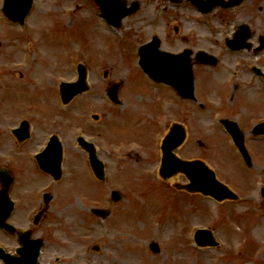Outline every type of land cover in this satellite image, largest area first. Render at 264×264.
Segmentation results:
<instances>
[{
  "label": "rangeland",
  "instance_id": "1",
  "mask_svg": "<svg viewBox=\"0 0 264 264\" xmlns=\"http://www.w3.org/2000/svg\"><path fill=\"white\" fill-rule=\"evenodd\" d=\"M124 1L141 5L135 14L122 20L120 38L110 35L100 16L89 12L86 2L81 0H35L27 18V31L0 28V71L4 68L0 72V165L12 142L9 128L15 125L13 117L23 113L16 109L19 108L17 103H24L18 91L26 87L25 92L36 98H29L30 104H26L36 109L30 114L34 122L44 121L58 134L59 130H65V135L85 124L90 127L86 128L88 135L98 136L101 150L98 153L106 165V182L98 192L89 183V173L87 175L85 168H81V153L68 147L72 138L63 139L68 152L64 166L72 178L52 192L62 194L55 196L50 214L54 220L66 221L73 237L93 240L86 244L98 241L110 255L127 252L128 258L121 262L123 264H264V200L259 194L261 184L264 187V137L256 142L250 133V123L264 122V90L258 92L253 86L237 96L235 93L234 106H230L240 129L246 132L245 141L253 163L250 169L243 167L229 140L226 141L213 126L212 112H198L192 116V123L198 120L199 126L191 128L188 124L187 140L175 151L183 159H202L214 169L217 179L238 195L237 201L226 200L218 205L199 194L178 192L174 185L187 182L182 174L174 175L173 181V177L164 180L159 176L160 181L150 173L156 169L158 175L157 149L162 136L158 116L162 91L131 62L138 45L151 35L162 33L159 23L163 17L172 20L183 34L197 40L198 48L218 57L222 65L245 58L244 61L254 64L261 60L264 66V51L260 54L245 52L247 58L241 54L228 57L222 43L234 26L242 23L250 27L252 42L258 45V36L264 38V0H244L243 6L232 11L216 9L206 19L188 9L185 2L174 7L165 0ZM164 7L167 15L161 11ZM189 19H198V24ZM148 22L152 24L147 25ZM8 40L18 41L24 53L21 49L19 52L15 48H5ZM27 47H31L32 52L27 53ZM78 63L87 68L90 90L77 97L68 107V116H60V120L51 97L57 94L59 82L75 80ZM105 71L108 75L103 78ZM19 72L29 78L27 86L17 79ZM223 74L221 78L219 74L212 76L221 81L227 77L225 71ZM200 75L196 89L198 98L208 93L215 95L208 87L211 77ZM250 80L249 75L243 73L238 82L249 89ZM118 82L121 83L120 105L106 106L108 102L103 99L106 89ZM8 89L12 97L5 95ZM93 114L98 116L96 121L90 117ZM186 115L176 117L187 121ZM189 116L191 118V113ZM63 118H70V124L65 126ZM197 139L202 140L204 148L198 147ZM73 156H77V160ZM7 159L15 167L18 165L23 176L34 177L23 150H10ZM45 183L43 181L40 186ZM112 189L122 194L120 203L115 206L105 202ZM94 207L110 213L101 224L102 235L90 225L96 220L89 211ZM109 221L111 233L103 236ZM61 227L58 224L56 230ZM194 228L210 230L219 245L198 253L190 242ZM150 242L158 243V254L148 251L146 245ZM117 245L121 248L116 251Z\"/></svg>",
  "mask_w": 264,
  "mask_h": 264
},
{
  "label": "flooded vegetation",
  "instance_id": "2",
  "mask_svg": "<svg viewBox=\"0 0 264 264\" xmlns=\"http://www.w3.org/2000/svg\"><path fill=\"white\" fill-rule=\"evenodd\" d=\"M0 28H2V25H0ZM196 43L197 40H194L190 35H184L180 28H173L171 33L167 32L161 41L162 50L174 54H182L184 52L187 54L185 59L194 79L197 95V80L200 73L201 75L207 74L208 77H213L212 74L216 72L209 67L198 64L196 59L198 46ZM199 69L203 71L200 72ZM261 78L264 79V76ZM210 86V83H208L210 90L224 100L230 93L235 94L238 91L251 89V87L245 89L240 83L234 82ZM7 91H10V89ZM209 94L204 95V99ZM163 98H169L172 101L169 111L174 115L171 122H182L183 119L177 118L176 115L181 116L185 113L188 114L185 118L192 123L193 113L197 111L196 104L183 100L172 87L166 85H163ZM166 111L168 109L163 107L161 116L164 120V125L168 127ZM189 113H191V118ZM31 126L29 121L28 137L24 140L14 138V144L27 155L34 177L29 179L23 176L17 167L18 165L15 167L6 157L3 158L4 163L0 165V191L7 192L9 198L14 202V210L8 219V223L14 228L12 230L0 228V248L5 255V259H0V264H14V260L16 261L15 264H114L117 260L110 256L109 253L105 254L103 251L98 254L93 253L87 249L84 239L71 236V232L67 230L66 221L52 219L50 210L53 204L40 213V209L43 206V194L48 192L45 189H40L44 185V188L49 185L52 191L55 189L54 185L51 186L48 181L49 178L46 180L41 178L40 180L39 175L41 173L37 166L36 155L48 142L52 132H50L49 126L41 129L31 128ZM61 133L63 135V131ZM33 148L35 149L33 150ZM43 181H46V183L40 186ZM58 224L62 227L56 230ZM39 245L41 247H38ZM35 253H37L36 263L32 260ZM94 256L95 258H93ZM117 263L120 264V262Z\"/></svg>",
  "mask_w": 264,
  "mask_h": 264
},
{
  "label": "water",
  "instance_id": "3",
  "mask_svg": "<svg viewBox=\"0 0 264 264\" xmlns=\"http://www.w3.org/2000/svg\"><path fill=\"white\" fill-rule=\"evenodd\" d=\"M13 2L16 3L19 6V13L13 14L12 16H16L15 20H20L24 18L28 10L30 9V5L32 0H9L7 1V7H9V3ZM98 5L100 6L102 13L104 16L114 25H119V21L122 17L127 16L134 11L137 10V5L133 4L130 8H126V3L122 2L121 0H95ZM193 2L197 3L204 11L208 12L211 11L215 6L218 4H221L220 0H207V2H202L201 0H192ZM240 0H230V2L227 4L229 6H233L235 4H238ZM223 7H226V5L222 4ZM10 14V13H9ZM242 41H244L246 38L249 37L248 33L246 31H243L242 33ZM239 38L236 36L234 41H238ZM234 43V42H233ZM233 43L230 42V45ZM238 48H241L243 46H237ZM158 49V43L156 41L155 46H153L151 49H149V46L142 47L140 49V55H141V65L145 71H148L149 74L155 79H160V68H159V51ZM209 58V59H208ZM213 60L209 56L205 55L204 53L200 54V61L206 62L208 60ZM80 71V79L76 84H63L61 88V94L62 99L65 102H68L74 95L80 94L87 90V85L85 82V68L83 66H79ZM185 85V82H183ZM117 90L118 85L113 86L109 91L108 94L111 97L113 101L117 100ZM182 94L185 97H192V91L191 86L189 90H183ZM231 130V133L240 148L246 162L248 165H250L249 157L246 154V151L243 147L242 142V135L240 132H238L235 127ZM177 133H174L176 132ZM174 132L167 138L166 142L163 146V166L161 169V174L164 177L170 176L171 174H174L176 172H182L186 175L188 180L190 181L189 185H186L185 188L190 192H196L199 191L205 195H211L218 200H222L225 198L230 199H236V195H234L226 186L218 182L215 178V174L212 170L208 169L206 165H204L201 161H182L174 154L172 151L177 148L184 140L185 135L181 127H177V129H174ZM254 133H258L257 130L254 131ZM264 133V132H262ZM84 146L90 153V161L92 168L94 169L95 174L99 178H103V165L98 159L96 158L94 154L93 147L91 145H88L84 143ZM59 165V163H57ZM59 175V171H58ZM263 197H264V191H263ZM117 197L115 196L114 199ZM104 216V215H103ZM199 244H205V243H212V239L210 237L209 232H199L197 237ZM152 250L155 252L158 251V248L155 244L151 245Z\"/></svg>",
  "mask_w": 264,
  "mask_h": 264
},
{
  "label": "bare ground",
  "instance_id": "4",
  "mask_svg": "<svg viewBox=\"0 0 264 264\" xmlns=\"http://www.w3.org/2000/svg\"><path fill=\"white\" fill-rule=\"evenodd\" d=\"M171 180L173 181L174 180V177Z\"/></svg>",
  "mask_w": 264,
  "mask_h": 264
}]
</instances>
